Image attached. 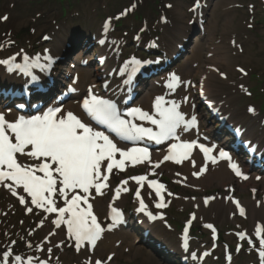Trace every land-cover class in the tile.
I'll return each instance as SVG.
<instances>
[{"label":"rangeland","instance_id":"1","mask_svg":"<svg viewBox=\"0 0 264 264\" xmlns=\"http://www.w3.org/2000/svg\"><path fill=\"white\" fill-rule=\"evenodd\" d=\"M193 1L0 0V43L9 42L7 49L0 47L1 54L7 55L19 50L18 44L20 43L25 45V51L42 50L46 46H51L52 42H45V37L50 34L52 37H64L69 31L73 35L83 32L78 35L80 39L85 36L81 43L71 50H64V57L73 58L79 55L76 53L80 49L87 47L88 42H91V46L97 49L93 37L97 36L101 28L107 24L110 26V31L106 35L107 42L120 44L118 47L120 52L111 61L124 60L123 55H128L129 51L142 54V48L136 44H142L144 47L147 43H159L166 48L168 44L170 45L169 52L166 51V60L158 68L157 76L142 80L136 93V95L143 94L142 96L149 95L156 88L158 92L152 94L155 99L158 93L161 96L167 94V77L171 71L181 75L182 80L187 78L193 80L197 88L189 89L188 93L191 96L199 94L197 81L201 80L202 70L207 66L204 63L205 59L213 55L218 46V55L225 59L223 60L225 63L218 65V68L221 73L225 72L228 76L227 79H223L215 75L207 85L216 98H221L226 110L232 113L231 119L234 122L251 123L254 127V139L264 141V125H259L260 120L264 119V0H206V5L198 9L199 16L196 17L198 24L201 22L200 30L203 35L191 38L192 42L198 38L203 44L201 61L194 58L193 44L181 56L176 49L178 43L188 35L187 32L193 31L195 35L199 33L196 27H187L194 14L191 12ZM183 12L184 16L180 19L179 16ZM122 13L125 14L121 15ZM5 16L7 19H2ZM215 21L217 23L216 28L213 29L214 35L209 36L208 32ZM184 33H187L186 36H183ZM65 44L67 46L69 43L66 41ZM96 54H86L84 58L87 64L85 65L80 64L81 61L76 63L65 61L60 70L67 73L65 71L67 66L72 71L82 67H96ZM241 68L244 72L240 71ZM94 73L93 71L92 74ZM150 85L155 87L153 91L148 90ZM138 99L134 102L139 104ZM194 101V104L198 106L199 110H197L201 115L203 125L207 126L206 129L216 128L219 122L210 117L209 112L203 105H200L196 97ZM260 105L263 106L260 107ZM249 106H253L256 113L252 112L253 115L247 113ZM256 130L259 131L256 133ZM170 167L173 173L166 167L154 169L168 181L166 192L168 198L164 202L167 206L158 208L156 201H152L151 198L146 200L148 210L161 215L159 224H161L162 235L155 236L154 234V239H149V242L141 240V243H133L132 232L141 235L144 233L137 229L136 226H140L142 221L136 218L134 228L109 231L105 235L103 233V239L106 242L109 240L111 245L106 247L107 243L104 240L101 241L99 243L101 251L97 250L96 255L104 260L113 248L115 253L112 261L110 260L111 264H180L175 250L178 245L175 242H178L184 223L192 213L196 217L195 220H191L192 225L189 227L190 234L193 229L191 234L193 245L206 244L210 248L213 233L219 231L222 237V244L217 242V249L213 252L218 259L209 258L203 264H227L223 257L225 248L234 254L233 262L229 264H261L259 252L262 250L260 240L264 239V222L259 221L264 219V214L263 219H255L256 222H254L252 217L250 219L249 216L239 217L234 212L230 213L225 206L228 201L224 195L228 192L230 185L235 188L230 193L237 195L243 201L250 200V195L253 193L251 187L243 182L241 186H246L247 191L245 192L236 186L235 182L229 184V181H226L212 182L203 188L197 181L201 176L194 175L196 172L190 175L192 182L189 181V177L180 178L183 174L180 165ZM114 172L116 175L112 173L113 177H123L119 176L120 171ZM178 173L182 174L178 175ZM117 181L119 182V179ZM115 184L110 182V187L107 189L109 194ZM133 188L131 186V190L125 196V204H123V209L131 216H133L134 209L139 206L134 201L136 190ZM259 191L260 195H264L263 188ZM209 193L218 194L220 196L218 202L215 205L205 204L206 206L199 208L202 206L201 196ZM19 196L3 188L0 190V257L5 251L10 250L11 255L7 264L20 263L14 260L17 255L22 257L21 262L32 257V260L45 258L51 264H87L89 258L93 260V257L87 253L86 244L84 248L80 247L77 251L76 242L69 237L65 224L61 225V229L55 228L54 214H48L44 209L31 204L30 196H25L26 203L21 204ZM103 199L105 201V198ZM218 205L224 207L221 213L216 212L219 210V207L216 208ZM28 207L32 208L31 212L27 211ZM208 224L213 225V228L206 227ZM258 226L261 229L260 236L256 235ZM236 230L245 235L241 251H236L234 248L236 242L234 231ZM102 247L105 248L102 249ZM49 249H51L50 252ZM0 264H5V262L0 260Z\"/></svg>","mask_w":264,"mask_h":264},{"label":"snow or ice","instance_id":"2","mask_svg":"<svg viewBox=\"0 0 264 264\" xmlns=\"http://www.w3.org/2000/svg\"><path fill=\"white\" fill-rule=\"evenodd\" d=\"M198 6L199 0L193 10ZM123 14L125 13L121 15ZM2 19L6 20L7 17ZM105 27L107 28V24ZM40 59L39 54L36 57L24 55L23 63H16L15 56H12L0 60V64L7 66L8 71L18 70L35 80L38 77L34 75L33 69L48 70L53 63L51 56L45 57L47 61L45 64H41ZM133 61L135 65L142 66L145 63L135 60V58ZM136 70L138 69L133 67V71ZM240 71L244 72V69L241 68ZM220 75L223 76L224 73H220ZM180 84V77L174 73L171 74L167 86L170 89H175ZM162 99V97H158L155 102L159 119L143 112L140 108L131 110V114H139L141 120H150L153 125H156L158 131L155 132L151 128L138 126L122 118L113 101L93 95L91 90L89 96L84 99L82 107L92 120L105 125L123 140L135 142L148 137L159 143L169 138H175L178 143L170 145L169 155H166L164 160L176 159L177 162H180V159L188 158L193 148L198 146L206 159L216 163V157L211 155L212 148L198 144L196 140L180 141L177 130L181 125L187 127L188 122L185 121L183 113L178 110V104L172 102L168 107H164L161 104ZM249 111H254V109L250 108ZM192 122H195V117L192 118ZM117 154H119V159H117ZM219 155L230 161L229 166L236 175H242L238 164L231 162L229 153L221 150ZM18 156L31 157L38 163H21ZM145 160L151 163L147 147L133 146L127 149L118 147L105 131L93 127L91 123L83 121L71 111L64 114L60 107H50L42 115L30 118L20 116L14 121H8L5 115L0 113V184L8 188L13 195H17L16 188L22 187L23 192L31 197V204L46 212L58 213V219L54 223L58 227L61 223L67 226L68 235L75 240L77 251L85 242L95 245L105 230L93 213L92 204L89 203L90 190L94 189L97 195H103L102 189L108 187L109 175L114 169L123 170L126 161H131L135 165ZM102 166H104L103 171ZM155 167H159V163ZM205 170V167H202L200 173H194V175L198 176ZM129 179L143 187L147 176L139 175L129 177ZM147 182L149 187L155 189L156 195L160 196V202L156 206L158 208L166 207L163 196H161V190L165 186L158 183L157 180H148ZM127 184L128 180L121 181V185ZM121 190L128 191L126 187L118 186L116 198L119 197ZM255 191L253 189L254 193ZM70 192L72 193L71 198H69ZM135 195L140 197L139 188ZM56 197L63 199V207L56 206ZM211 199L214 197H206L204 203L207 205ZM19 202L26 203L23 195L19 196ZM140 203L142 208L146 207L143 199L140 200ZM235 203L240 214L244 215L245 210L240 207L239 201H235ZM82 204L86 207H81ZM27 211L31 212L32 208L28 207ZM111 213L114 223L122 216L117 208H112ZM188 224H191V220L188 221ZM112 226L109 225V228ZM206 227L213 228V225L208 224ZM185 233H187V228ZM240 235L243 236L244 233ZM256 235H261L259 226L256 229ZM260 245L262 250L259 255L261 264H264V239L260 240ZM50 251L51 249H49ZM10 255V250L5 251L0 260L7 264ZM32 259L29 257L27 264H32ZM108 259L111 260L112 257L109 256ZM14 260L21 262L22 257L17 255ZM39 264H47V262L39 261ZM87 264H103V262L100 259L93 262L89 258Z\"/></svg>","mask_w":264,"mask_h":264},{"label":"bare ground","instance_id":"3","mask_svg":"<svg viewBox=\"0 0 264 264\" xmlns=\"http://www.w3.org/2000/svg\"><path fill=\"white\" fill-rule=\"evenodd\" d=\"M183 16H184V12H183L182 15L179 16L180 19H182ZM216 23H217V21H215L213 23V25L210 27V30L208 32L209 36L212 35V34L214 35L213 29L216 28L215 27ZM228 23H229V21H228ZM82 33L83 32H81L79 34H82ZM187 33L189 35V32H187ZM187 33H184L185 35H183V36H186ZM79 34L73 35V34H70V33L69 34L66 33V35L64 37L63 36L62 37L54 36L49 41V42H52V44H51V47L48 49V51H46V55H50L49 53H51L53 56H57L59 58L61 57V60L58 61V64H61V63H64V61H69L71 63H73V62L76 63V62L81 61L82 59H85L84 56L86 54H89V53L90 54H95V52L97 50L94 47L90 46L91 42H88L86 48H82V49H80V51H78L76 53V54H79V55L73 56V58L67 57V56L64 57V50L65 49L66 50H69V49L71 50L74 46H76L77 44L81 43L82 39H84L85 36L82 39H80L79 36H78ZM66 41L69 43V44H67V46L65 44ZM199 41L200 40H198V38L194 39V41H193L194 46H192V47H193L194 58H196V59L201 61L202 60V58H201L202 51L201 50H202L203 44H201ZM111 47H112V45L110 44L109 47H106L107 49H103L102 50V54H105V55L109 54L111 52V50H112ZM161 48H162V46H161ZM163 48H166V47H163ZM169 49H170V45L168 44L167 48H166V51L167 50L169 51ZM218 51H219V48L217 46V49L215 50L213 55H211L210 57L205 59L204 63L207 64V66L204 67V69L202 70V73H201V80H202L201 82L204 83L205 86L201 87V91L203 93V99L204 100H208L209 102H212L215 105L219 106L221 109H225V106L223 104L217 103V101H219L220 99H218V100L216 99V96L211 93L210 88L207 85L209 83V80L212 79L213 76L217 75V73H218V76L220 77V73L218 71H216V70H218V65H220L221 63L222 64L225 63V61H223L225 59H223L222 56L218 55V53H219ZM74 52H76V50ZM223 56L226 57V55L224 53H223ZM227 58H228V56H227ZM109 63H111V62H109ZM109 63H106V64H109ZM93 70L95 72L94 75L92 74ZM100 71H102V68H99L98 66L95 69L92 66L91 68L90 67H85V68L74 70L73 71L74 73H73V75H72V77L70 79V81H71L70 84L75 86L78 90H75L76 92L73 93V94H69V96L67 97L66 101L64 103H62L61 105L58 104L57 102H55V100L50 101V99H48V100L42 101L41 107L42 108L60 107L64 114H66L67 111H71L75 115H77V116H79L81 118V113H80V111L78 109V105H77V97L80 94V90L82 89V84L83 83H88V85H93L97 75L102 76V73ZM2 77L3 76H0V79H2ZM6 80H11L12 82L13 81L15 82L16 78H13V76H12V77H7ZM17 81H18V79H17ZM94 85H96V83ZM122 88H123L122 92H121V90H119V88L116 89L115 95H117V96H126L127 93L125 91V88L124 87H122ZM154 88L155 87L150 85L148 90L149 91H153ZM157 90L158 89L155 88V91H153V93L158 92ZM153 93H151L149 95L145 94L144 96H142L143 95L142 94L140 96V98L137 100L140 103L139 104L138 103L134 104L133 109L140 108L143 112H146L148 114L151 111H154V109H156V107H155V102L156 101H155V99L152 100L154 98V97H151V96H153L152 95ZM48 97L50 98V95ZM189 102L190 101H189L188 98H183V102L180 101V106L182 107V110H181L182 112L181 111L180 112L183 113L185 121H187L188 124H187V127H185L184 125H181V127L177 130V133H178L179 137L185 136L184 134H187L189 131L193 130L192 127H194V125L192 124L193 123L192 122V118L195 117L196 115L193 112V110L191 109V106H190ZM8 118H10V119H8V121H11V119L14 120L16 118V116L11 113V114H9ZM250 126L251 125H249V127ZM168 154H169V147H168V149H162V150L155 151L152 158H153V160H155L156 162L159 163L160 168L166 167V168H168L170 170L171 173H173V172L171 171V167L170 166H172V165H180V168H181L180 170L183 173V174L182 173H178V175L182 174L180 176V178L187 179L189 177V181H192V182H193V179L190 177V175L193 172L200 173V169L202 167H205L206 170L203 173L200 174L201 178L199 180H197L199 182L198 184L201 185L203 188L207 187L212 182L220 183V182L229 181V184H232L233 182H235L236 186L242 188V190H244L246 192L247 191L245 189L246 186H244V187L241 186V184L243 182H246V185L248 187H252L256 191L252 195V198L250 200H248V201L244 200L243 201L245 203V205L248 206V209L246 210L245 214H246L247 217L249 216L250 219L253 218L254 222H256L255 219H258V220L259 219H263L262 217H263V214H264V197L260 195V191H259L260 188L264 189V177L263 176H259V177L249 176L248 177V175H246V178H243L240 175L238 179H235L234 176H232V174H231L233 169L229 166L230 162H229L228 159L224 158V159L220 160V159L216 158V163H213L212 160L205 158L204 153L199 152V151H193L188 158L182 159V161H180V162H177L176 159L164 160V157L166 155H168ZM211 155H213V154H211ZM229 155L231 157V162L240 163L239 162V158L237 156L232 155L230 153H229ZM24 157L28 158L27 156H22L21 158L24 159ZM103 167L104 166H102V171H103ZM174 174H176V173H174ZM214 180H216V181H214ZM107 183H108V187H109V181ZM129 186H130V183L128 182L127 185H121V188L126 187L128 189V191H129V188H130ZM107 188L102 189L103 195H97L94 189L90 190L91 195L89 196V198L93 200V205H92L93 206V210H94L93 213L95 215H98L99 219L101 218L102 211H103V209H102V202L104 201L103 198H105V201H106L105 203L108 202L109 204H111L113 206H123V204H125V195H126V192H128V191L125 192V191L121 190L119 197L118 198H113V197H111V195L110 196L108 195ZM143 188H145V192H147L152 199H154L152 196H157L156 192L151 190V189H148L147 186H143ZM164 195H165V193L162 190L161 191V196H164ZM218 200H219L218 197H216L211 204L215 205V203H217ZM165 201H166V199L164 200V202ZM197 201H198V199H197ZM225 206H226L227 209H229L230 212H232V210L235 209V207H234L235 205L232 202L226 203ZM201 207L202 206H200V208ZM218 207H219V205L216 208H218ZM233 207H234V209H233ZM223 208L224 207H222V206L219 207V210H217L216 212L221 213ZM136 218H138L141 221L143 220L140 226L139 225L136 226L137 229H140L142 231L143 230H147V231L149 230V235H147L148 237L147 238H142L144 241L149 242V239L153 240L154 239V234H156L155 236H157V235L161 236L162 235L161 234V226L159 225V223H161L160 221L155 219V221L152 222L153 225H151V224H148V222L146 220H144L145 218L142 217L139 214L135 215L134 217L133 216H129V220L132 221V222H135ZM259 222H261V223L264 222V219L260 220ZM132 224H131V226L133 227L134 223H132ZM152 234H153V236H152ZM133 236H134V239H133L132 242H134L138 238V236L136 234L135 235L133 234ZM103 240H104V242H106L105 239H103ZM106 243H107L106 247H110L111 243H109V240ZM139 243H141V242H139ZM175 243H176V245H178L177 241ZM97 247H98V245H97ZM97 247H96V250L101 251ZM104 248L105 247H102V249H104ZM112 250L115 251L113 248H112ZM175 250H176L177 254H179V255H181L183 253V249L181 247H179V246H176ZM109 264H111V262Z\"/></svg>","mask_w":264,"mask_h":264}]
</instances>
